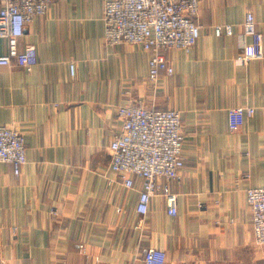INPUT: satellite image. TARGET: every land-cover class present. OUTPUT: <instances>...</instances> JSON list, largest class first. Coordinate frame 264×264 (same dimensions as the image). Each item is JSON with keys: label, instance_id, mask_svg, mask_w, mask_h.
Masks as SVG:
<instances>
[{"label": "crops", "instance_id": "obj_1", "mask_svg": "<svg viewBox=\"0 0 264 264\" xmlns=\"http://www.w3.org/2000/svg\"><path fill=\"white\" fill-rule=\"evenodd\" d=\"M104 11L105 0H53L19 41L36 45L38 63L0 66V125L24 134L28 158L20 176L0 162V264H143L151 247L166 264H256L264 245L246 190L264 186V57L235 60L246 11L264 34V0H201L196 47L167 52L174 74L156 89L149 52L106 43ZM219 25L233 34L216 35ZM131 103L182 113L176 216L162 196L141 215V180L128 188L110 168L117 109ZM246 105L254 115L230 130L228 109Z\"/></svg>", "mask_w": 264, "mask_h": 264}, {"label": "built area", "instance_id": "obj_2", "mask_svg": "<svg viewBox=\"0 0 264 264\" xmlns=\"http://www.w3.org/2000/svg\"><path fill=\"white\" fill-rule=\"evenodd\" d=\"M53 0H0V38L7 39L8 49L0 53V66L17 63L31 70L39 61L34 44L20 48V38L37 16L46 15ZM201 0H105L104 39L108 45L129 43L150 53L148 80L154 89L163 75L174 74V66L167 56L170 50L190 53L201 35L197 22ZM233 26H216L215 33L233 34ZM243 49L236 63L244 65L264 57V34L252 11H246L242 22ZM75 75V63L70 64ZM252 106H234L228 109V123L238 131L248 117ZM121 129L109 146L110 168L128 188L141 180L137 211L146 215L155 196H162L167 212L178 214V194L169 181L181 177L185 167V133L182 113L178 109L147 107L143 103L121 105L117 109ZM0 162L13 164L20 176L28 163L24 134L9 125H0ZM165 181V182H164ZM167 181V182H166ZM247 202L252 211V226L258 245H264V186L247 188ZM167 254L159 248H149L143 264H166ZM10 264V263H4ZM64 264H90L70 263Z\"/></svg>", "mask_w": 264, "mask_h": 264}, {"label": "rangeland", "instance_id": "obj_3", "mask_svg": "<svg viewBox=\"0 0 264 264\" xmlns=\"http://www.w3.org/2000/svg\"><path fill=\"white\" fill-rule=\"evenodd\" d=\"M219 26H223V25H219ZM224 26H226V25H224ZM263 33V32H262ZM147 107H149V106H147ZM168 108H170V107H168ZM172 109H176V108H172ZM5 125V124H4ZM19 130V129H18ZM184 131V130H183ZM11 264V263H10ZM256 264H264V256L263 255H261V253H259V256H258V258H257V262H256Z\"/></svg>", "mask_w": 264, "mask_h": 264}]
</instances>
